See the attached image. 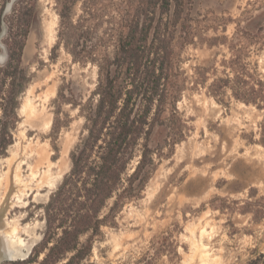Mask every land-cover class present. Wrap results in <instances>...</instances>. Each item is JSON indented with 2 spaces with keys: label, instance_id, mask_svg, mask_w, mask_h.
I'll return each instance as SVG.
<instances>
[{
  "label": "rangeland",
  "instance_id": "1",
  "mask_svg": "<svg viewBox=\"0 0 264 264\" xmlns=\"http://www.w3.org/2000/svg\"><path fill=\"white\" fill-rule=\"evenodd\" d=\"M252 1L256 0H191L186 5L185 18L191 23L194 43H184L180 37L174 43L168 98L162 120L150 138L154 169L140 196L125 202L116 224L102 227L86 262L264 264V217L255 220L253 212L247 211L256 210L248 202L264 196V146L256 142L264 109L228 96L218 102L200 83L203 77L210 78L211 67L221 69L220 60L229 56L225 45H208L207 39L221 35L230 39L239 31L259 30L264 4L252 9ZM16 9L17 0L14 17ZM36 9L38 15L22 55L23 70L30 77L28 87L39 82L31 95L28 87L24 92L18 89L16 78L14 82L10 75L4 79L1 72L7 58L0 47L4 54L0 61V118L13 138L6 155L0 157V220L8 222L6 229L14 228V238L23 239L28 247L25 259L42 238L43 205L69 170V152L83 131L80 104L90 97L98 78L95 64L74 62L63 46L56 45L59 18L55 0H38ZM8 25L2 23L1 43L7 38ZM249 61L257 64L264 79V49L251 53ZM48 84L54 85L53 96L45 105L51 124L29 128L20 108L23 104L28 107V101ZM28 138L37 144L36 150L49 153L53 167L39 164L31 155L21 167L22 184L11 188L6 157ZM135 164L134 160L130 168Z\"/></svg>",
  "mask_w": 264,
  "mask_h": 264
},
{
  "label": "trees",
  "instance_id": "2",
  "mask_svg": "<svg viewBox=\"0 0 264 264\" xmlns=\"http://www.w3.org/2000/svg\"><path fill=\"white\" fill-rule=\"evenodd\" d=\"M37 1L22 0L23 46L38 15ZM55 2L56 45L63 46L74 62L95 64L98 78L90 97L80 104L84 125L69 152V170L43 205L42 238L27 259L11 262L15 264H91L86 261L94 239L103 226L116 224L125 202L140 196L154 169L150 138L168 98L174 43L178 37L194 43L195 37L185 18L191 0ZM260 3L264 0L249 4L254 9ZM258 29L239 31L230 39H207L208 45L222 44L229 51L220 60L221 69L211 67L210 78L200 81L216 101L228 96L264 109V79L257 64L249 61L251 53L264 49V19ZM94 31L103 32L93 35ZM29 81L23 70L21 92ZM257 133L256 142L264 146V114ZM11 143L12 131L0 118V157ZM247 205L256 208L247 210L255 220L264 217V196Z\"/></svg>",
  "mask_w": 264,
  "mask_h": 264
},
{
  "label": "bare ground",
  "instance_id": "3",
  "mask_svg": "<svg viewBox=\"0 0 264 264\" xmlns=\"http://www.w3.org/2000/svg\"><path fill=\"white\" fill-rule=\"evenodd\" d=\"M3 58L4 54L0 53V61H2ZM38 83L39 82L30 85L27 89V94L31 95L34 90V87H36ZM53 92L54 85L48 84L45 89L40 92H37L35 96L28 101V107H26V104H23L21 106L19 113L21 115L27 116L28 121L30 122L29 128H48V126L51 124V114L49 112H45V105L53 96ZM35 144L36 143H33V140L31 138H28L25 143L18 145L17 148L12 151L9 157H6L10 161L6 173L8 183L11 188H16L17 186H19V184H22V179L20 177V171L22 169L21 167L22 165L27 163V160L28 158H30L31 155H35L37 157L36 160L39 164L43 165L46 163L47 167H53L49 160V153L44 149L42 151L40 149L36 150ZM66 150L67 147L64 148L63 152H66ZM7 225L8 222L4 220V218L0 220V258L3 257L5 254H9L15 257L21 255L22 251H28V247L23 242V239L19 236L14 238V228L8 230L6 229Z\"/></svg>",
  "mask_w": 264,
  "mask_h": 264
},
{
  "label": "flooded vegetation",
  "instance_id": "4",
  "mask_svg": "<svg viewBox=\"0 0 264 264\" xmlns=\"http://www.w3.org/2000/svg\"><path fill=\"white\" fill-rule=\"evenodd\" d=\"M14 1L0 0V33H2V23H8L9 31H4L7 38L1 43L0 47L5 49L7 63L2 70L4 79L10 75L11 80H17V87L20 90L21 76L23 74L22 55L24 42V25H23V2L17 0L16 17H14ZM11 14L8 17V14ZM16 28V29H15ZM16 30V31H15ZM13 57V58H12ZM10 63V66H8Z\"/></svg>",
  "mask_w": 264,
  "mask_h": 264
},
{
  "label": "water",
  "instance_id": "5",
  "mask_svg": "<svg viewBox=\"0 0 264 264\" xmlns=\"http://www.w3.org/2000/svg\"><path fill=\"white\" fill-rule=\"evenodd\" d=\"M21 253H22L21 255L15 256V257H13L9 254H5L3 257L0 258V264L2 261H13V260H17V259L23 260L28 255V251L27 252L22 251Z\"/></svg>",
  "mask_w": 264,
  "mask_h": 264
}]
</instances>
